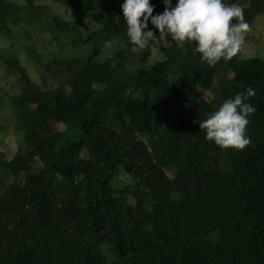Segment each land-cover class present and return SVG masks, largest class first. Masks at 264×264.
<instances>
[{"label":"trees","instance_id":"1","mask_svg":"<svg viewBox=\"0 0 264 264\" xmlns=\"http://www.w3.org/2000/svg\"><path fill=\"white\" fill-rule=\"evenodd\" d=\"M122 3L0 0V66L18 78L8 99L23 141L10 160L0 152V264H264V58L240 49L208 67L172 46L150 62L154 46L128 42ZM247 3L251 28L264 0ZM249 87L250 144L206 141L199 122Z\"/></svg>","mask_w":264,"mask_h":264},{"label":"clouds","instance_id":"2","mask_svg":"<svg viewBox=\"0 0 264 264\" xmlns=\"http://www.w3.org/2000/svg\"><path fill=\"white\" fill-rule=\"evenodd\" d=\"M165 10L153 15L150 0H123L121 13L128 42L138 49L149 46L181 51L192 49L201 64L214 67L230 61L240 51L249 24L239 3L224 0H164ZM149 23L156 30H148ZM255 95L250 87L226 99L217 110L199 122L205 140L221 149L244 150L250 144L245 134L249 117L256 109L247 103Z\"/></svg>","mask_w":264,"mask_h":264},{"label":"rangeland","instance_id":"3","mask_svg":"<svg viewBox=\"0 0 264 264\" xmlns=\"http://www.w3.org/2000/svg\"><path fill=\"white\" fill-rule=\"evenodd\" d=\"M9 2L17 1L24 2V0H8ZM45 3H49L50 0H40ZM241 7H247L249 4L247 0ZM39 34V33H38ZM35 34L34 42L39 44V49L41 48L43 41L39 38V35ZM41 36V35H40ZM46 37V36H43ZM21 45V44H19ZM21 47V46H20ZM115 44L110 43L108 48L114 49ZM160 47L154 46L152 48V57L149 59L150 62L155 60H161L162 56L157 50ZM23 49V48H22ZM42 49V48H41ZM138 48H134V51L139 53ZM241 56L244 58L249 57H259L264 58V14L256 19L254 25L249 28L245 34V41L241 47ZM21 65H23L27 71L28 77L31 79L33 84L41 85V72L38 71V66L34 60H32L25 50H20L17 53ZM132 66L135 67H146V65H141L137 61H133ZM18 78L15 74L8 71L6 65L0 66V152H2L7 159H11L22 146V135L17 132L16 120L14 112L10 107V102L8 95L16 96L19 94L20 90L16 88ZM36 171V168H35ZM120 186L124 187L126 185H133L131 177H129L125 172H121L119 177ZM144 193H141V195Z\"/></svg>","mask_w":264,"mask_h":264}]
</instances>
